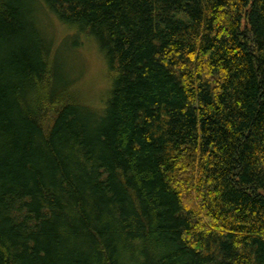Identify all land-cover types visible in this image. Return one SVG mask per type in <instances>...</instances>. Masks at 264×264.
<instances>
[{
    "label": "trees",
    "instance_id": "1",
    "mask_svg": "<svg viewBox=\"0 0 264 264\" xmlns=\"http://www.w3.org/2000/svg\"><path fill=\"white\" fill-rule=\"evenodd\" d=\"M0 264H264V0H0Z\"/></svg>",
    "mask_w": 264,
    "mask_h": 264
},
{
    "label": "rangeland",
    "instance_id": "2",
    "mask_svg": "<svg viewBox=\"0 0 264 264\" xmlns=\"http://www.w3.org/2000/svg\"><path fill=\"white\" fill-rule=\"evenodd\" d=\"M57 33L59 35H63L61 30ZM58 34L56 39L59 40L60 36H58ZM77 58H78V64L82 65L84 68L83 74L81 75L83 76L81 78L82 90L86 94H88L91 100H94L96 102V99L94 97V95H97L96 92L100 90L105 91L108 85V82L105 80V76H104L105 63L95 46L94 47L89 46L87 49L81 50L78 53ZM92 93H96V94H92Z\"/></svg>",
    "mask_w": 264,
    "mask_h": 264
}]
</instances>
